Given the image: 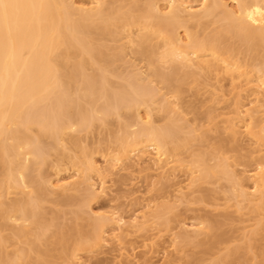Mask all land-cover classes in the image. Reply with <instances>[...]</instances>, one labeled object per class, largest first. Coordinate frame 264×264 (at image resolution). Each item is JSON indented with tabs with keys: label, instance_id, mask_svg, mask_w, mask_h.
I'll return each mask as SVG.
<instances>
[{
	"label": "bare ground",
	"instance_id": "1",
	"mask_svg": "<svg viewBox=\"0 0 264 264\" xmlns=\"http://www.w3.org/2000/svg\"><path fill=\"white\" fill-rule=\"evenodd\" d=\"M118 181L146 192L96 209ZM194 202L210 215L181 217ZM259 240L264 0H0V264H186L214 243L208 264H264Z\"/></svg>",
	"mask_w": 264,
	"mask_h": 264
},
{
	"label": "rangeland",
	"instance_id": "2",
	"mask_svg": "<svg viewBox=\"0 0 264 264\" xmlns=\"http://www.w3.org/2000/svg\"><path fill=\"white\" fill-rule=\"evenodd\" d=\"M122 68V66H121ZM205 95V94H204ZM204 95H202L201 97H196L194 95V90L192 91H188L187 92V96H186V100L187 101H191L192 105H193V109H191V113L189 114L190 118H197L198 121L200 120H205V114L204 111L206 109V106H201V100L204 98ZM114 125H115V121H113ZM111 130H114V126H110ZM99 132H101V134H99ZM108 130H106L105 128L102 129L99 126L95 129L94 131V137L95 138H102V140L107 139L108 138ZM214 136V134H213ZM223 139H226L225 136L221 135V136H217L215 137L211 142H207L205 143L204 147H200L199 149L203 148V149H211L212 143H220L222 142ZM103 140V141H104ZM227 143V142H224ZM227 147L229 148L228 143L225 144ZM196 147V146H195ZM98 160L99 162H102V160L99 158L98 156ZM123 181V180H122ZM118 181L116 183V195L119 197L116 201H114L112 204L109 202V200L107 198H101L97 205H99L98 207H96V209H100V210H107L110 209L111 207L114 209L119 210V212H123L124 210H127V206H126V201L125 198L123 197L126 194H129L132 191H136L138 189V185H141L142 187H140L139 189L142 192H146L145 190V183L140 182L139 184H130L128 186H125L123 184V182L125 181L126 183L129 182V180L124 179V181ZM203 189L197 193V195H200L202 193H204L205 191L211 192L212 194V189H213V185L212 184H204ZM138 193V192H137ZM151 193H154V191H152ZM151 193H146V195L151 194ZM136 194V193H135ZM111 204V205H110ZM60 208L64 211H70L73 206L69 205L67 203H63L62 206H60ZM47 210H49V207L47 208ZM179 215H181V217H186L189 220L191 219H197V218H203L206 216H209L210 214L207 211V207L204 206V204L199 203V202H194L190 205L184 206L179 210ZM66 220H61V222H65V223H71L72 220V215L71 213H69L68 215H66ZM219 228V230L225 231L228 234H231L233 232V226L229 223H221L219 225V227L217 226L215 230H217ZM214 242V238H212L209 243ZM213 249L208 252L206 251L204 248L202 247H194V246H186L185 247V262L186 264H208L209 260L220 254L223 250H220V246L217 244H213ZM54 254H58L60 251V246L59 245H54ZM139 251V250H138ZM254 254L257 256V259L259 261H261V259L264 256V240H259L257 241L254 249H253ZM252 254L251 252L246 253L244 259L242 260V258L240 259L239 256H237L236 258L233 259L232 264H252L253 259H252ZM53 257H50V259H52ZM92 264H113L111 263L110 259L106 256L105 257H98V258H93L91 260Z\"/></svg>",
	"mask_w": 264,
	"mask_h": 264
}]
</instances>
